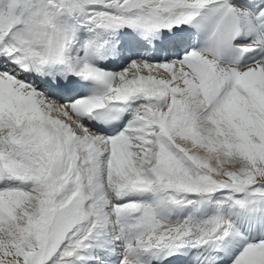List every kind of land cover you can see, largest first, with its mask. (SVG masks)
<instances>
[{"label":"snow or ice","instance_id":"6c2138e0","mask_svg":"<svg viewBox=\"0 0 264 264\" xmlns=\"http://www.w3.org/2000/svg\"><path fill=\"white\" fill-rule=\"evenodd\" d=\"M0 264H264V0H0Z\"/></svg>","mask_w":264,"mask_h":264}]
</instances>
